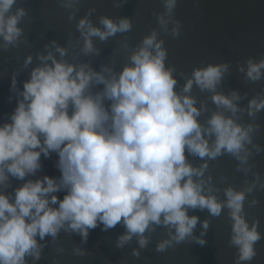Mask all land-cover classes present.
<instances>
[{
    "label": "clouds",
    "instance_id": "1",
    "mask_svg": "<svg viewBox=\"0 0 264 264\" xmlns=\"http://www.w3.org/2000/svg\"><path fill=\"white\" fill-rule=\"evenodd\" d=\"M58 3L69 11L68 20L76 21L79 35L68 34L64 45L53 39L23 58L11 79L16 106L0 123V264H38L50 244L62 255L65 249L56 246L61 233L80 235L72 255L86 256L82 244L101 225L107 231L121 224L124 232L115 246L123 249L135 239L136 259L158 229L166 234L155 243L158 253L184 242L204 245L210 221L190 210H206L211 217L226 212L234 264H251L264 239L259 220L249 222L245 207H255L259 200L253 194L264 191V177L251 163L254 154L264 152L254 142L264 94L225 92L223 81L231 73L226 61L194 66L189 75L167 63L161 34L180 36L178 0H161L157 27L136 44L124 36L119 69L113 54L98 70L81 57L95 58L101 51L97 41L131 32V18L101 15L93 22L96 9L89 8L77 20L81 0ZM123 3L114 0L116 7ZM193 4L199 7V0ZM26 17L22 0H0V51L22 43ZM21 70L29 71L22 88L16 78ZM237 71L248 82L264 80V57H249ZM52 153L58 155L60 175H37L41 156ZM224 155L236 161L244 176L241 186L209 170V162ZM13 179L22 183L13 186Z\"/></svg>",
    "mask_w": 264,
    "mask_h": 264
},
{
    "label": "water",
    "instance_id": "2",
    "mask_svg": "<svg viewBox=\"0 0 264 264\" xmlns=\"http://www.w3.org/2000/svg\"><path fill=\"white\" fill-rule=\"evenodd\" d=\"M23 6L28 11V17L22 22L24 36L22 43L8 51H0V123L8 119L9 114L16 106V98L11 92L12 75L20 69L23 58L36 52L43 51L44 45L55 39L61 45L67 43L68 34L73 38L78 36L76 21H69V11L62 8L58 0H22ZM89 8H95L92 15L93 22L98 21L101 15L113 18L128 16L132 20V31L126 34H117L107 43L97 41L101 51L91 59L93 66L98 70L101 63H106L113 54L115 66L119 69L125 56L119 50V42L127 36L131 44H136L150 29L157 27L155 14L163 11L161 0H124L121 7L114 6V0H81L77 20ZM175 16L182 24L180 36L173 38L161 34L165 40L168 51L167 63L175 65L177 73L189 75L194 66L201 64L229 62L230 72L223 81L224 91L237 89L248 97L264 94V80L252 83L246 81L244 74L237 71L238 64L244 63L249 57L259 60L264 57V0H199V7H194L193 0H178ZM115 50V51H114ZM19 58V59H18ZM36 63L33 61V66ZM18 87H23V81L29 78L28 70H21L17 75ZM182 84L183 78L179 80ZM201 98L207 93H199ZM12 97V99H10ZM247 103V98L240 101ZM245 122H250L247 115L243 116ZM255 123L260 125V130L254 137V142L264 147V111L258 113ZM194 162L199 164L200 161ZM58 155L52 153L49 158L41 156L42 169L37 175L48 174L59 176L56 167ZM251 163L254 171L264 177V152L254 154ZM210 171L214 177L225 175L228 183L237 187L244 181L242 173L236 171V161L228 155L221 156L216 161L209 162ZM35 178V177H32ZM251 178V177H249ZM22 183L13 179L16 186ZM11 191V189H9ZM63 198L64 192L58 193ZM259 203L246 212L247 219L259 220V231L264 235V191L253 194ZM252 197L250 196L249 199ZM196 214L201 220L210 221V227L204 236L206 243L200 245L196 241L178 244L166 252L155 251V243L165 237V232L158 229L152 234V241L145 249H141V256L136 259L131 255L132 248L138 247L135 239L119 249L115 246L118 235L124 232V227L117 224L107 231L102 230V225L90 230L87 242L82 247L89 251L83 257L72 255V248L81 244V237L73 233L71 236L61 233L56 246H62L65 251L57 256L55 247L51 244L45 247L43 256L38 264H234L236 249L229 245L231 222L226 212L219 217H211L207 211L190 210L189 215ZM201 226L195 230L199 235ZM257 255L251 264H264V239L256 244Z\"/></svg>",
    "mask_w": 264,
    "mask_h": 264
}]
</instances>
